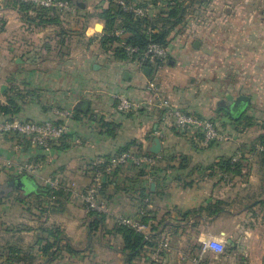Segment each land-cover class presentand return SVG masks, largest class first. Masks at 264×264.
Instances as JSON below:
<instances>
[{
  "label": "crops",
  "instance_id": "crops-1",
  "mask_svg": "<svg viewBox=\"0 0 264 264\" xmlns=\"http://www.w3.org/2000/svg\"><path fill=\"white\" fill-rule=\"evenodd\" d=\"M89 1L88 9L98 3L99 10L111 1L117 6L116 0ZM127 1L149 6L155 16L169 0ZM11 2L0 0V101L7 102L16 80L26 96L14 117L44 121L56 117L55 109H70L74 115L50 151L15 134L0 135V244L27 248L41 227L58 226L74 251L63 248L52 261L40 255L36 264H151L148 252L126 262L115 227L117 215L134 217L144 210L156 221L170 223L159 235L171 244L160 264H194L199 241L208 231L224 240L226 248L219 254L209 251L204 264H264V145L258 144L264 134V0L196 5L172 29L169 57L150 74L116 58L111 50L115 43L110 50L91 46L84 53L63 55L62 36L95 33L72 2L55 8L61 24L44 23L49 17L35 12L23 16ZM149 79L180 109L214 120L230 139L205 145L196 132L166 126L157 109L119 111L114 94L144 102ZM229 94L246 95L250 101L237 107V120L222 121L225 113H217L216 106L229 101ZM247 117H252V126H244ZM155 137L161 138L160 154L166 155L161 156L159 177L139 175L136 166L105 176L98 196L105 208L100 224L81 198L51 203L45 212L37 209L33 194L38 184L47 186L51 178L70 192L85 190L94 181L91 163L96 157L116 154L127 145L149 151ZM238 153L239 167L226 173L209 168ZM183 161L185 167L178 168ZM31 163L40 164L33 174L22 169ZM19 178L24 189L16 187ZM149 187L153 193L147 192ZM216 201V214L202 209Z\"/></svg>",
  "mask_w": 264,
  "mask_h": 264
},
{
  "label": "built area",
  "instance_id": "built-area-1",
  "mask_svg": "<svg viewBox=\"0 0 264 264\" xmlns=\"http://www.w3.org/2000/svg\"><path fill=\"white\" fill-rule=\"evenodd\" d=\"M20 2L30 3L40 7H55L58 9L70 6L67 0H19ZM115 4L126 12L132 13L137 18H151L150 7L138 3L129 2L127 0H116ZM158 28H154L149 24L146 33L149 35L148 43L144 48L139 45L128 43L126 36L128 32L124 28L112 30L108 35L119 38L116 45L122 47L126 54L127 60L134 62L139 70L143 72L144 67L160 65L169 57L168 46L158 41H154L152 34L157 32ZM146 98L144 102L132 100L122 93L114 94L116 99V107L119 111L130 112L139 110L142 107L154 108L160 111L162 122L169 127H175L184 132L200 133L202 141L205 145L217 144L230 139L227 132L222 131L211 118L198 116L194 113L180 109L173 103L164 93L155 79H149L145 86ZM56 117L44 121L26 120L18 117L0 119V135L15 134L22 138L28 139L32 144L38 145L46 151H50L54 142L61 139L69 129L70 119L73 118V111L70 109H55ZM264 150V146L261 147ZM241 154L238 153L233 157L232 162L238 161ZM161 154L140 152L134 149L113 154L110 158L103 156L96 157L92 163L93 183L85 190L72 192L71 197L81 198L85 204L86 210L105 211L104 206L100 203L98 196L103 187L104 177L111 175L116 168L124 166L136 167H152L160 163ZM40 168L39 163H31L23 166V170L28 173H35ZM223 175V174H222ZM226 175V174H225ZM48 183L53 188H58V184L54 179H48ZM145 211L141 210L138 216H122L117 215L115 222L131 226L139 232L149 234V224L140 219V215ZM171 244L168 237L159 241V244L150 250L151 264H160L165 251L170 250ZM226 248V242L212 232L208 231L199 241L197 253L193 256L194 264H204L205 256L209 251L216 254L222 253Z\"/></svg>",
  "mask_w": 264,
  "mask_h": 264
},
{
  "label": "trees",
  "instance_id": "trees-1",
  "mask_svg": "<svg viewBox=\"0 0 264 264\" xmlns=\"http://www.w3.org/2000/svg\"><path fill=\"white\" fill-rule=\"evenodd\" d=\"M69 1L77 6L79 12H83V17L86 20L90 16L95 15L104 21L105 28L101 35L102 47L110 50V45L115 43V47L111 48L114 56L118 59H127L125 50L116 45V41H118L119 38L108 35L112 30L124 28L129 33L128 36H126L127 42L144 48L149 38L146 30L149 24H152L154 28H158V31L152 34L154 41L167 45L170 42L169 38L172 29L184 22L188 13L191 12L190 10H193L196 5L201 6L203 2L207 0H169L166 5L160 6L161 10L152 17L153 19L137 18L132 13L124 11L119 6H113L112 1L109 6L100 7L99 10L96 7L97 10L95 13L87 9V0ZM11 5L23 16H29L31 12H35L41 17H49L44 20L42 19L44 23L61 24L60 18L55 12V7H39L30 3L20 2L19 0H12ZM11 92L12 94L8 96L6 103L0 101V116H8L7 119L15 118L14 116L20 113L22 109L20 102H23L26 96L18 86L13 87ZM5 93L7 94L8 90L5 91ZM253 124L252 117H247L244 126H252ZM173 129H175V127ZM197 136L202 140V135L200 133H197ZM258 142L264 145V134L259 136ZM129 147V145L124 146L117 153L129 149ZM145 152L150 153L149 151ZM111 156L112 155H105L104 158L107 159ZM161 156L165 157L166 155L161 154ZM262 159L264 160V152L262 153ZM239 160L232 162V157L223 158L209 166V168L211 170L218 169L226 173L239 167ZM184 161L178 165V168L185 167ZM120 168H116L112 174L114 175ZM137 168L139 169V175L150 172L151 175H154V180H157L161 166L158 164L152 167L146 166ZM30 177L35 179L34 175ZM145 190L146 187L141 189L142 196L145 194ZM147 192L153 193L150 187L147 189ZM71 195L72 192L69 190L62 187L53 188L49 184L47 186L38 184L33 194L34 198L37 200L36 207L41 212H45L49 207L48 205L51 203L62 205L63 201L68 200ZM17 199L23 200L21 197H17ZM219 204L220 202L216 201L202 209L210 214H216L219 211ZM88 213L96 218L95 224H100L103 221L104 214L102 212L91 211ZM140 219L149 224V234H147V236L145 233L139 232L131 226L116 222V231L120 233L123 241L121 252L124 254L127 263H131L144 252H148L150 256V250L148 249H154L159 244V235L163 231V228L170 224L164 219L156 221L155 216L150 215L149 212L140 215ZM173 226L178 227V225ZM44 234L45 236H43ZM63 248L70 252L74 251L70 240L58 226L41 227L40 234L36 236L35 242L27 248L13 242L0 244V264H36L38 263L40 255L47 256V259L52 261L60 255Z\"/></svg>",
  "mask_w": 264,
  "mask_h": 264
},
{
  "label": "rangeland",
  "instance_id": "rangeland-1",
  "mask_svg": "<svg viewBox=\"0 0 264 264\" xmlns=\"http://www.w3.org/2000/svg\"><path fill=\"white\" fill-rule=\"evenodd\" d=\"M88 2L90 3L89 0H88ZM96 5H98V3H96V4L92 3V4H90L89 9H88V7H87V9L90 12L95 13L97 10ZM75 7L77 8L76 5H75ZM88 19H89L88 22L94 28L95 33L92 35V37H87L84 33L79 34V35H75V36L72 34L69 36L67 34L64 37L62 36L63 40H62V38H60V39H58V42L62 43V45H63V47L60 51L61 53H63V55H66V54L70 55L74 52L78 53V54L80 52L84 53L85 51H89L92 47H96L97 49L103 48L101 45V35L103 34V32L101 31L102 30L101 28L97 27V23H101L102 25H104L105 23L95 15L90 16ZM103 31H104V29H103ZM112 44L110 45L111 47H112ZM167 46H168V44H167ZM114 47H115V45H114ZM103 49H105V48H103ZM13 82H15L14 83L15 86L18 83L16 80ZM19 83H21V82H19ZM17 86L20 87L21 90H23V88H21V86H22L21 84H19V85L17 84ZM262 126H264V125H262ZM258 144H260V143L258 142ZM13 199H14V197H13Z\"/></svg>",
  "mask_w": 264,
  "mask_h": 264
},
{
  "label": "water",
  "instance_id": "water-1",
  "mask_svg": "<svg viewBox=\"0 0 264 264\" xmlns=\"http://www.w3.org/2000/svg\"><path fill=\"white\" fill-rule=\"evenodd\" d=\"M97 27L98 28H101L103 31L104 29V25H102L101 23H97ZM200 43L199 40H197L195 42V46H198ZM152 68L149 67V66H146L144 67V70L143 72L145 74H150ZM4 88V85L2 86V90ZM226 98L229 100V101H226V100H222L220 101L217 106H216V112L217 113H221V111L225 114H223L222 116V121H224L225 119H228L229 121H232L233 119L234 120H237L239 116H235L236 113H239L237 109V107L242 103V102H249L250 101V98L246 95H239L237 97L233 96L232 94H229L226 96ZM150 152L152 153H160L162 151V140L160 137H155L154 138V142L152 143V146L150 147L149 149ZM22 187L23 189L25 188V182L22 181V179H17L16 181V187L19 188V187ZM155 186L154 183H152V188Z\"/></svg>",
  "mask_w": 264,
  "mask_h": 264
}]
</instances>
